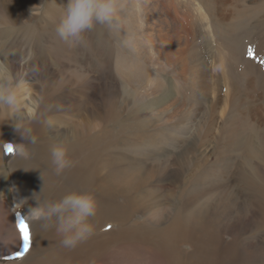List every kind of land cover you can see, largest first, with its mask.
<instances>
[{"label": "rangeland", "instance_id": "374dc122", "mask_svg": "<svg viewBox=\"0 0 264 264\" xmlns=\"http://www.w3.org/2000/svg\"><path fill=\"white\" fill-rule=\"evenodd\" d=\"M116 3V26L95 24L83 33L82 43L69 46L55 31L67 0H0V84L11 79L19 102L15 112L0 106V128L10 116L20 115L25 120L28 116V120L17 126L35 128L32 135L36 143L41 142L42 132L73 130L83 124L84 137L79 140L89 139L99 130V113L110 137L107 140L112 143L108 145L107 156L115 163L122 162L121 172L148 173L144 180L150 185L149 197L155 196L164 208L169 202L173 219L216 202L214 197L207 198L208 193L229 182L230 188L234 187L232 199L237 198L231 204L235 211L242 210L238 218H245L246 222L238 223L234 240L230 231L219 243L233 247L235 257L219 250V258L224 261L211 255V262L218 258L217 264H264V253L260 258L256 256L259 250L264 252V224L259 221L264 214V206H259L264 197V181L260 192L250 193L245 189L240 170L248 158L251 140L258 136L264 144V133L255 131L253 125L256 119L263 118L264 122V0H116ZM200 7L206 10L207 20L197 16ZM249 48L253 51L251 56ZM168 49L172 59H177L172 65L166 60ZM222 52L237 54L231 62V78L221 74L223 66L218 55H223ZM184 57L194 61L191 67L195 64L200 68L203 64L210 73L220 75L224 81L219 82L222 95L226 94L225 80L233 88L229 86V92H233L227 109L223 114L217 109L212 126L208 123L212 95L204 92L201 80L197 79L200 74L193 79V71L182 70L180 63ZM1 129L0 165L12 158L4 150L5 143L29 144L16 129L7 139L13 128ZM182 149L191 159L174 164ZM263 151L262 148L259 156L263 158L264 169ZM218 157H223L224 162H218ZM226 168L230 173L227 177L222 171ZM174 171L180 173L172 176ZM193 179H200L203 187L211 191L204 194ZM11 190L14 189L8 181H3L0 198L4 197L9 209L12 207L13 218L19 222L18 218L33 206L23 204L18 209L20 205L16 203L20 200L13 199ZM117 201L126 208L127 203L120 198ZM123 216H132L131 220L140 223L136 225L144 227V217L132 207L123 214L119 210L96 212L90 218L94 234L84 242L93 247L94 238L98 240L108 231L114 232ZM214 218L205 222L202 235L209 232L205 229L216 227ZM254 221L256 226L245 229L246 224ZM148 226L154 227L145 224ZM3 228L0 222V250L7 241ZM107 242L120 243L115 236ZM124 246L130 250L137 247ZM182 248L186 252L191 249ZM15 255H0V264L21 259H10ZM28 256L32 261L31 246L23 256L31 264ZM109 256L107 261L100 260L97 264H157L153 263V256L143 260L138 251L123 260L119 255V259ZM184 263L190 264L191 256H186Z\"/></svg>", "mask_w": 264, "mask_h": 264}, {"label": "bare ground", "instance_id": "6f19581e", "mask_svg": "<svg viewBox=\"0 0 264 264\" xmlns=\"http://www.w3.org/2000/svg\"><path fill=\"white\" fill-rule=\"evenodd\" d=\"M197 16L201 20L208 19V14L203 7L199 8ZM229 40L231 39L229 38ZM168 48L172 49L170 45ZM165 52L168 64L172 65L176 63L175 61L177 59L174 58L175 61L172 59L173 54L171 51L168 49ZM234 55L237 54H235V52H224L223 55H218L220 65L223 66L221 74L223 76L227 75L228 78H231V62L233 61ZM192 62L194 61L184 57L180 64L182 65L181 67L183 71H185L184 69L193 71V79L197 73L200 74L199 77L197 76V79L201 80L200 83L203 86L204 92L211 93L212 100L210 101V118L208 117V123L210 122V126H212L217 109H220L222 114L227 109L228 102L230 101L233 92V90L229 92V86L230 89L233 88H231L230 84H226L227 81L224 79L226 94L222 95L220 93L219 82L221 80L222 82L224 81L221 79L220 75H216L214 73L215 71L213 72L214 74L210 73L212 71L209 72L207 70L208 68L206 69L203 64H200V68H197L198 66H195V64L191 67L190 64ZM215 91H217V96H214ZM97 117L98 123L100 124L99 130L96 134L90 135L89 139L79 140V138L84 137L82 134V131L85 128L84 124L80 127L77 126V128H74L73 130L66 128L56 132H42L40 143H29L26 145V156L22 157L13 154L11 155V160L8 161L9 164L7 162L6 164L3 163L0 165V186L3 181H8L11 188L16 190V192L11 190V196L13 199H18L20 201L25 200V205L33 207L36 204V201L33 198L34 193L38 194V198L41 200H58L71 191L90 192L95 198L97 212L113 213L116 210H119L123 214L125 209H131L132 207L133 211L135 210L137 213H141L144 217V227L142 225H136L140 223L136 220H131L133 219L131 218L132 216H123L114 232L108 231L100 236V238H97L98 240H95L96 238H94L93 247H90L87 242H84L83 240L73 248H66L61 246L62 237H58L55 227L51 226L46 228L43 226V222L33 221L27 223L30 230L32 257H34L31 261L28 256V260L31 261V264H89L87 259L94 264H97L100 260L103 263L107 261L108 255H111L109 257H115L116 259H119V255L121 260H123L124 257L128 258L129 254H132L133 256L136 255L137 251L142 259L147 256H153V263L156 262L157 264H185L184 261L186 256H191L190 264H204L205 262L206 264H217L215 262L219 258V250L220 252L227 254V256L233 257V247L219 246V243L223 235L229 234L230 231L234 240L238 223L241 220L244 224L246 222L245 218H238L242 213V210L235 211V208L231 204L232 200H237V198L232 199L234 187L233 189L230 188L229 182L219 189H217L218 186L212 194L208 193L209 195H207L208 199L210 197L216 198V202L204 205L201 211L185 212L173 219L171 217V204L169 202L164 208L156 201L155 196H152L151 198L149 197L148 186L150 185L144 180L145 174L148 173L144 174L141 173V171H134V173L121 172L120 169H122V162L115 163L110 159L111 157L109 158V154L107 156L108 145H111L112 143L107 140L110 137L107 135L99 113L97 114ZM27 120L28 116L25 120V118L20 115L17 117L10 116L8 120L6 119V121L2 123V129L0 128L1 131H8L11 128L13 129L8 132V136H6L5 139L13 136V130L15 129L14 126L25 123ZM254 121L255 124L252 123L254 125V130L264 133L263 118ZM221 123L222 125L219 128H222L223 126V119L220 120L219 124ZM239 126H241V124ZM30 128L35 130V128ZM222 131L223 128L221 132ZM243 134L241 133L242 136ZM243 137H245V135ZM5 139L3 138V140ZM238 140L241 141V138H238ZM55 141H63L67 144L68 156L73 161V166L65 169L59 175L54 171L50 156V146ZM248 148V158L244 159L246 160V163L240 168V170L243 171V177L239 175L237 176L243 178L245 185L247 186L245 189L249 190L250 193L252 191L260 192L261 182L264 181V169L261 164L263 158L259 156V153L262 151V148L264 149V144L257 136L251 140ZM188 159L191 158L187 157L186 150L182 149L177 153L174 164L177 163L178 165H181ZM199 161L200 159L198 160V163ZM218 162H224V158L218 157ZM250 164H254V166H251ZM227 169L228 168L222 170L226 177L230 174ZM233 172H235V170H233ZM179 173L180 172L174 171L172 176ZM226 173L228 175H226ZM233 174L235 175V173ZM58 180L62 181L59 182ZM258 181H260V183L257 184L256 182ZM193 182L204 194L211 191L210 188L203 187V183L200 179L194 180ZM181 191L183 192V190ZM119 198L127 203L126 208L121 206L120 202L117 201ZM261 200L259 206H264V197ZM244 201L246 200L243 199L241 202ZM241 202L237 203L240 204ZM236 206L237 205H235V207ZM8 207L9 204L7 201L4 197H1L0 222L4 227L2 232L7 239L5 245L0 250V255L2 256L14 255L22 247V241L19 239V230L17 228L18 222L13 218V214L10 211L12 207L10 209ZM13 211L17 213L14 208ZM213 216L215 217L216 227L213 230L210 228L205 229L209 230V232L202 235L205 222H210L208 219ZM18 219H21V217ZM259 221L264 224V214L263 216H259ZM128 223L131 225L124 226ZM52 224H54V221ZM145 224L154 227L151 228L148 226L149 228H146ZM250 226H256L255 221L246 224L245 229ZM114 236L120 242L118 245H111L107 242L108 239ZM129 244L137 245V247H135L134 250L127 249L124 245ZM185 246L191 248L189 252H186V250L182 248ZM112 247L117 249L112 251ZM206 247L208 248V252H206ZM148 248L151 250H148ZM121 249L123 250L121 251ZM263 253V250H259L256 254L257 258H260ZM211 255L218 257L213 263L211 262ZM219 259L224 261L222 258ZM10 264H28V262L26 258L21 257L20 260ZM135 264L138 263L135 262ZM219 264H224V262Z\"/></svg>", "mask_w": 264, "mask_h": 264}, {"label": "clouds", "instance_id": "9594fccd", "mask_svg": "<svg viewBox=\"0 0 264 264\" xmlns=\"http://www.w3.org/2000/svg\"><path fill=\"white\" fill-rule=\"evenodd\" d=\"M117 12L116 0H67L55 31L57 36L69 46L80 44L83 41V33L91 30L95 24L116 26ZM0 106L13 112L19 108L17 93L11 79H6L0 84ZM14 127L28 143H36L31 128L22 125ZM5 145L12 146L13 150L7 152L8 154L22 157L27 155L26 143ZM50 156L57 175L73 166V161L68 156V146L63 141H55L51 144ZM33 198L36 201L35 206L30 207L21 219L26 223L43 222L46 228L53 226L54 221L55 230L62 237L61 244L64 247L73 248L77 243L94 234V225L90 218L96 215L97 204L90 192L71 191L58 200H41L38 194L34 193ZM25 202L21 200L16 203L20 205L18 209Z\"/></svg>", "mask_w": 264, "mask_h": 264}, {"label": "snow or ice", "instance_id": "6c2138e0", "mask_svg": "<svg viewBox=\"0 0 264 264\" xmlns=\"http://www.w3.org/2000/svg\"><path fill=\"white\" fill-rule=\"evenodd\" d=\"M248 54L250 56L253 55L251 48H249ZM262 63H264V61H262ZM4 147L6 152L10 153L13 150L11 145H5ZM17 228L19 230V239L22 241V251L17 252L16 255L14 257H10V259H19L23 257V255L28 252L30 246V230L28 224L20 219L17 224Z\"/></svg>", "mask_w": 264, "mask_h": 264}]
</instances>
